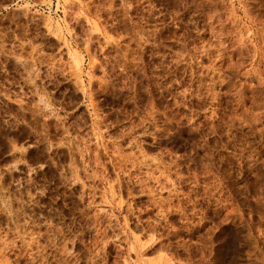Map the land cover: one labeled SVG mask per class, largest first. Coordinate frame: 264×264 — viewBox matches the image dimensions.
Instances as JSON below:
<instances>
[{
    "label": "rangeland",
    "instance_id": "374dc122",
    "mask_svg": "<svg viewBox=\"0 0 264 264\" xmlns=\"http://www.w3.org/2000/svg\"><path fill=\"white\" fill-rule=\"evenodd\" d=\"M0 264H264V0H0Z\"/></svg>",
    "mask_w": 264,
    "mask_h": 264
}]
</instances>
